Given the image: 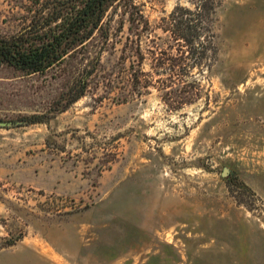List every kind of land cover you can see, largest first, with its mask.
Instances as JSON below:
<instances>
[{"label": "rangeland", "instance_id": "374dc122", "mask_svg": "<svg viewBox=\"0 0 264 264\" xmlns=\"http://www.w3.org/2000/svg\"><path fill=\"white\" fill-rule=\"evenodd\" d=\"M31 5L0 0V34ZM181 8L205 15L198 62L170 30ZM104 20L62 112L83 52L41 74L0 67V119H48L0 128V264H264V0H129Z\"/></svg>", "mask_w": 264, "mask_h": 264}, {"label": "trees", "instance_id": "16d2710c", "mask_svg": "<svg viewBox=\"0 0 264 264\" xmlns=\"http://www.w3.org/2000/svg\"><path fill=\"white\" fill-rule=\"evenodd\" d=\"M128 2L129 0H33L28 22L16 33L0 34V67L9 68L22 76L41 74L68 64L83 52L81 59H88L89 67L79 68L69 85L52 102L53 109L64 111L84 95L88 79L99 64L101 50L86 56L87 45L96 34L104 40L107 38L108 22L104 19L108 10H115ZM181 11L180 14L176 10L169 14L170 30L176 38L186 40L187 58L193 57L198 62L203 58L206 47H198L194 42L199 36L198 24L205 15L200 9L193 11L181 8ZM143 21L145 19L140 10L130 12L129 30L138 29ZM180 59L174 57L170 63L161 62L157 66L162 65L170 74L179 65ZM18 120L24 121L22 125L48 121L44 114L38 113L22 115ZM17 240L18 238H10L7 243L12 245Z\"/></svg>", "mask_w": 264, "mask_h": 264}, {"label": "water", "instance_id": "95a60500", "mask_svg": "<svg viewBox=\"0 0 264 264\" xmlns=\"http://www.w3.org/2000/svg\"><path fill=\"white\" fill-rule=\"evenodd\" d=\"M24 124V121L22 120H2L0 119V128H10L14 126H20ZM229 173V168L224 167L222 170V175H227Z\"/></svg>", "mask_w": 264, "mask_h": 264}]
</instances>
